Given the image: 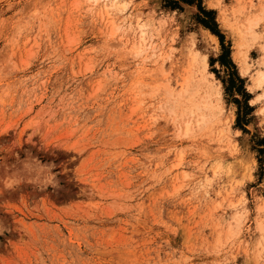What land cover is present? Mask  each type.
I'll return each mask as SVG.
<instances>
[{
	"label": "rangeland",
	"instance_id": "obj_1",
	"mask_svg": "<svg viewBox=\"0 0 264 264\" xmlns=\"http://www.w3.org/2000/svg\"><path fill=\"white\" fill-rule=\"evenodd\" d=\"M258 72L264 0H0V264H264Z\"/></svg>",
	"mask_w": 264,
	"mask_h": 264
},
{
	"label": "clouds",
	"instance_id": "obj_2",
	"mask_svg": "<svg viewBox=\"0 0 264 264\" xmlns=\"http://www.w3.org/2000/svg\"><path fill=\"white\" fill-rule=\"evenodd\" d=\"M54 167H56L54 163L44 164L35 157L25 158L20 161V168L12 172V174L5 179L13 182L11 188H15L23 182L31 183L35 185L37 189L41 190L47 188L49 185L55 187L57 182L55 179L56 173L52 171ZM4 231L5 228L0 225V234H3Z\"/></svg>",
	"mask_w": 264,
	"mask_h": 264
},
{
	"label": "bare ground",
	"instance_id": "obj_3",
	"mask_svg": "<svg viewBox=\"0 0 264 264\" xmlns=\"http://www.w3.org/2000/svg\"><path fill=\"white\" fill-rule=\"evenodd\" d=\"M206 65H207V63H206V60L204 59L202 61V66L204 67V69H205ZM263 81H264V73L258 72V74L255 77V86L260 87L262 85Z\"/></svg>",
	"mask_w": 264,
	"mask_h": 264
}]
</instances>
